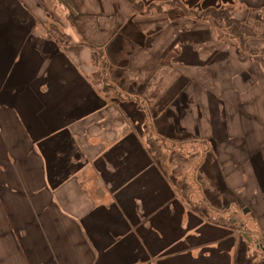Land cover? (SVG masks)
I'll use <instances>...</instances> for the list:
<instances>
[{
  "label": "crops",
  "instance_id": "crops-1",
  "mask_svg": "<svg viewBox=\"0 0 264 264\" xmlns=\"http://www.w3.org/2000/svg\"><path fill=\"white\" fill-rule=\"evenodd\" d=\"M190 1L208 9L238 5L233 14L245 44L252 29L264 45V0ZM30 6L0 0V264H264V90L257 86L264 54L250 56L248 66L239 45L222 72H209L232 81L214 88L207 105H192L194 132L206 125L203 141L230 153L213 189L223 191L230 211L240 209L239 226L215 225L207 205L177 197L135 134L134 117H105L104 93L91 80V48L39 32ZM192 27L187 44L215 39L210 27ZM244 62L249 69L239 81L228 69ZM221 93L239 97L228 96L223 122ZM133 105L121 107L135 111Z\"/></svg>",
  "mask_w": 264,
  "mask_h": 264
},
{
  "label": "rangeland",
  "instance_id": "rangeland-1",
  "mask_svg": "<svg viewBox=\"0 0 264 264\" xmlns=\"http://www.w3.org/2000/svg\"><path fill=\"white\" fill-rule=\"evenodd\" d=\"M123 1L122 5L130 6L132 11L129 8L124 10L122 5L119 7L120 3L115 0H30L27 14L39 32L51 33L61 44L81 43L91 48L94 53L91 80L102 91L110 89L103 94L108 104L105 117L114 114L121 119L135 118V134L142 137L145 149L148 151L150 148L153 152L155 165L161 166L162 175L177 197L190 206L200 201L207 205L205 209H209V217L214 220L210 222L212 224L239 226L233 221H239L240 209L233 207L230 211L223 191L213 189L224 176V164L229 166L230 153L218 146L217 154L213 143L203 141L206 125H201L200 134V130L194 132L190 116L192 105H207L215 96L211 91L223 89L227 84L225 82L230 77L213 76V71L222 72L228 53L234 60L242 43L245 48L241 58L247 61L248 66L254 62L250 56L256 52L264 54V45L257 41L261 35L251 29L246 31L251 43L239 42L232 36L233 30L205 15L207 8L195 1L132 0V6L127 0ZM237 6L224 5L214 9L227 10L230 18L238 21L233 14ZM260 16L264 19V13ZM194 25L210 27V36L214 34L215 39L210 43L198 40L197 43L203 44L199 48L193 47L191 40L187 44L183 38H193L194 29L188 32V36L184 33L187 34L186 30ZM201 36L205 39L206 33H201ZM178 40L181 43L176 46L160 47L162 43ZM243 65L240 68L232 63L228 72L239 77L240 81L246 73L243 69H249L245 62ZM210 71L213 75L209 74ZM257 86L264 90V81ZM114 90L137 98H126L124 94L119 96ZM253 90L256 92V88ZM196 94L199 95L196 97ZM229 95L232 101L239 98L237 93L217 95L223 100L218 112L221 113V122L225 118L223 105L229 102ZM251 97L247 95L246 99L251 100ZM131 102H134L135 111L131 106L122 109V104ZM237 236L241 237L240 234Z\"/></svg>",
  "mask_w": 264,
  "mask_h": 264
},
{
  "label": "trees",
  "instance_id": "trees-1",
  "mask_svg": "<svg viewBox=\"0 0 264 264\" xmlns=\"http://www.w3.org/2000/svg\"><path fill=\"white\" fill-rule=\"evenodd\" d=\"M127 2L132 6V4H133L132 0H127ZM205 15H207L208 17H212L214 20L221 21V23L223 22L224 24H226L227 28L233 30L232 36L237 38L239 40V42H242L243 36L240 32V23L237 20L230 18L229 14L227 13V10L222 11V9H214V8L208 9L207 8ZM48 34L51 35V33H48ZM240 46L242 47V49L244 48L242 43L240 44ZM106 84L107 83H105V85ZM106 86L108 87V85H106ZM108 88H110V87H108ZM109 90L110 89H104L103 93L106 94V93H108ZM114 93H118L119 96L121 94H124L126 98H137V96H130V95L125 94L124 92L120 93V91L115 92V90H114ZM131 103H134V102H131ZM252 256H254V255H252Z\"/></svg>",
  "mask_w": 264,
  "mask_h": 264
}]
</instances>
